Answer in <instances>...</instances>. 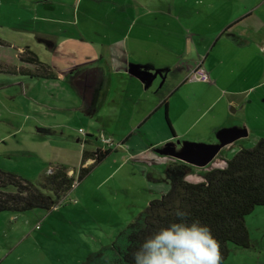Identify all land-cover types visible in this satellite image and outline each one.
Segmentation results:
<instances>
[{
	"label": "crops",
	"instance_id": "obj_1",
	"mask_svg": "<svg viewBox=\"0 0 264 264\" xmlns=\"http://www.w3.org/2000/svg\"><path fill=\"white\" fill-rule=\"evenodd\" d=\"M5 1L0 0V7ZM25 1L31 4V0ZM109 1L106 7L96 9V14L89 3L82 5L84 0H34L32 10L26 7L31 11L30 20L45 24L42 29L48 38L43 40V47L47 48L48 58L36 49L32 48V52L50 67L54 77L0 71V89L17 85L26 94L25 106L35 112L33 118L5 119L7 123L0 120L2 155L11 157L12 151L22 150L38 156L35 167L33 162L28 167L39 176L56 164L64 165L72 174L70 159L80 158L81 163L83 150L97 148H85L86 143L96 141L89 133L82 139L78 132L74 141L71 135L67 140L61 134L62 128L72 129L74 120H84L93 127L95 119L103 127L106 123L111 125L113 134L104 130L103 135L112 141L117 126L128 127L116 132L122 134L121 140L111 149L124 148L127 153L128 148L131 157L146 155L147 151L176 139L212 143L219 129L245 127L247 135L227 145L216 156L225 163L224 159L243 147L239 142L264 138V123L252 125L243 116L250 104H256L252 111H259L257 104L261 100L253 95L257 85L232 86L246 71L245 54L253 55L261 50L254 39L255 28H247V19L240 18V14L233 17L225 14L230 0L219 3L216 0ZM41 5L47 11L38 12ZM170 20L179 28L181 50H175L171 41ZM4 37L12 43L9 37ZM25 42L35 44L33 39ZM200 60L209 82L188 78ZM0 64L33 72V66L27 64L6 59ZM261 64L260 72L256 67L250 74L259 81L257 84L264 83V60ZM144 68L160 75L146 84L150 76L136 72ZM172 72L176 73V80L163 90L165 79ZM159 80L164 82L158 83ZM259 97L264 99L263 94ZM256 114L254 119L258 118ZM14 137L20 142L17 147L2 145ZM128 139L130 146L126 144ZM58 141L68 145L58 146ZM74 142H79L75 149ZM55 149L62 151L61 156ZM50 159L59 162L51 165L52 162L47 163ZM171 161L180 160L173 158L168 163ZM0 168L9 167L0 164Z\"/></svg>",
	"mask_w": 264,
	"mask_h": 264
},
{
	"label": "rangeland",
	"instance_id": "obj_2",
	"mask_svg": "<svg viewBox=\"0 0 264 264\" xmlns=\"http://www.w3.org/2000/svg\"><path fill=\"white\" fill-rule=\"evenodd\" d=\"M176 1L180 3L183 0ZM216 1L220 2V0ZM33 2L34 0H31V4H27L25 0H6L0 7V40L2 41L0 63L2 59H6L16 64L33 66L20 59L22 55L20 50L25 48L30 51L32 48L36 49L42 56L48 58L47 48L43 47L45 45L43 40L48 38L42 29L45 24L30 20L29 12L31 11L28 12L26 8L28 6L32 10ZM109 2V0H84L82 5L89 3L96 14V9L106 7ZM187 2L191 3L193 0ZM82 5H80V11L83 9ZM44 11L47 10L41 5L38 12ZM49 12L53 11L49 10ZM224 12L227 17L240 14V18L247 19V28L253 26L256 30L253 35L261 52L253 55L245 54L248 57L245 62L246 71L242 73L240 80L235 82L236 85L233 83L232 86L257 85L253 95L261 100L257 104L259 111H252L256 104H250L248 109L244 110L243 116L252 125L256 124L255 122L264 123V99L259 97L261 94L264 96V83L257 84L259 81H255V78L250 76L256 67L257 71H261V60H264V0H230ZM81 17L79 14L80 19ZM46 24L50 23L46 22ZM170 32L171 41L175 43V50H181L183 44L180 39L182 37L179 28L176 24H172V21ZM4 36L9 37L12 43L7 42ZM30 39H33L35 44L30 45L25 42ZM20 45H22L21 48ZM39 61L43 62L41 59ZM175 72L167 76L163 90L172 86L177 77V72ZM14 73L20 74L19 72ZM160 82L162 84L164 81L159 80L158 83ZM24 97L26 94L22 90L19 91L17 85L0 89V120L33 118L35 112L25 106ZM254 113H257V119L253 117ZM4 122L7 123V121ZM94 124L93 127L84 120H74L72 129L62 128L63 133L61 134L67 136V140L71 135L74 141L81 129L82 132L79 133L82 137L80 138L83 139L84 134L89 133L93 140L96 139L95 142L86 143V149L94 146L106 149L98 137L100 134H105L104 130L111 133L114 127L107 123L106 127H103L101 121L96 119ZM126 128L128 127L117 126L116 132L126 130ZM60 130L58 129V136H60ZM116 132L112 136L114 144L110 146L111 148L116 147L115 145L121 140L119 136L122 134L119 132L118 135ZM142 132H145V128ZM58 136L57 138H60ZM83 141L81 142L84 143ZM255 142L251 138L239 144L250 148ZM19 144V139L14 137L4 141L2 145L10 148L17 147ZM65 144L68 145V142H57L58 146H65ZM126 144L130 146L129 139ZM72 145L75 149L79 142H74ZM55 152L61 156L60 149H55ZM125 152L124 148H117L115 151L112 149L103 160L93 165L88 174L73 185L62 199L57 201L55 209L33 208L20 213L1 211L0 264H85L95 252L110 245L118 233L145 208L150 200L160 197L171 186L170 181L165 177L164 169L168 161L173 159L172 156L161 155L154 150H149L146 155L131 157L129 156L130 149L127 148V153ZM231 156L232 154L227 159ZM36 160L38 156H32L22 150L12 151L11 157L4 156L0 152V164L9 167L8 169L3 168L4 170L14 172L33 182L37 181L40 176L28 165L33 162L35 167L34 161ZM48 162L54 165L59 161L50 159ZM70 162L76 176L80 167V158L78 160L72 158ZM214 167H225V163L215 157L203 167H193V170L187 172L184 178L192 182L203 181L204 171ZM244 223L248 245L245 247L228 242L227 255L220 264H264V206H256L245 216ZM36 225L37 228H35Z\"/></svg>",
	"mask_w": 264,
	"mask_h": 264
},
{
	"label": "trees",
	"instance_id": "obj_3",
	"mask_svg": "<svg viewBox=\"0 0 264 264\" xmlns=\"http://www.w3.org/2000/svg\"><path fill=\"white\" fill-rule=\"evenodd\" d=\"M20 59L33 65V72L1 64L0 71L54 77L50 67L40 62L29 49H24ZM111 151V148L83 150L76 176L75 171L69 175L62 164L54 165L52 173L44 172L35 182L0 168V212L20 213L33 208L50 210L75 182ZM87 159H93V162L84 166ZM224 161L225 167L205 170L204 180L199 182L184 178L193 170L191 165L182 161L169 162L164 174L170 181V189L150 200L110 245L95 252L85 264H131V253L138 241L151 232L154 225L166 224L177 209L187 213L188 219H199L209 227L218 243L220 262L227 255L228 242L246 247L244 218L256 206H264V138L250 148L241 147Z\"/></svg>",
	"mask_w": 264,
	"mask_h": 264
},
{
	"label": "clouds",
	"instance_id": "obj_4",
	"mask_svg": "<svg viewBox=\"0 0 264 264\" xmlns=\"http://www.w3.org/2000/svg\"><path fill=\"white\" fill-rule=\"evenodd\" d=\"M131 264H220L218 243L206 224L177 209L138 241Z\"/></svg>",
	"mask_w": 264,
	"mask_h": 264
},
{
	"label": "water",
	"instance_id": "obj_5",
	"mask_svg": "<svg viewBox=\"0 0 264 264\" xmlns=\"http://www.w3.org/2000/svg\"><path fill=\"white\" fill-rule=\"evenodd\" d=\"M136 72L142 73L146 77L150 76V79L146 82V84L155 78L156 75H160L159 72L152 73L145 68L142 70L138 69ZM246 135L247 131L245 127L233 126L219 129L215 133L216 141L212 143L176 139L174 141H168L162 146L155 147L153 150L161 155L172 156L173 158L186 164L195 167H203L214 159L221 149L225 148L237 139L245 137Z\"/></svg>",
	"mask_w": 264,
	"mask_h": 264
},
{
	"label": "built area",
	"instance_id": "obj_6",
	"mask_svg": "<svg viewBox=\"0 0 264 264\" xmlns=\"http://www.w3.org/2000/svg\"><path fill=\"white\" fill-rule=\"evenodd\" d=\"M188 78L191 79V80H197V81H201V82H209L210 81V77L208 75V72L202 66L201 60L198 61V63L192 67V69L190 70ZM79 132H82V130L80 129ZM98 140L104 146H108V148H111L110 146H112V144H113V141H112L111 137L104 136L103 134H100V136L98 137ZM116 146H118V144ZM86 161L87 162H85L84 165L86 163H89V162H90L89 164H91L93 162V159H87ZM52 171H53V168L52 167H48L47 170H46V173H52ZM68 174L71 175V173H68ZM76 183L77 182H75L74 185ZM56 207H57V204L53 205L50 209H55Z\"/></svg>",
	"mask_w": 264,
	"mask_h": 264
},
{
	"label": "flooded vegetation",
	"instance_id": "obj_7",
	"mask_svg": "<svg viewBox=\"0 0 264 264\" xmlns=\"http://www.w3.org/2000/svg\"><path fill=\"white\" fill-rule=\"evenodd\" d=\"M178 147V146H177Z\"/></svg>",
	"mask_w": 264,
	"mask_h": 264
}]
</instances>
